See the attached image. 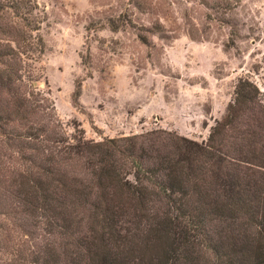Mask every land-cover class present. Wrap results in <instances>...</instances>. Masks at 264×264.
Wrapping results in <instances>:
<instances>
[{
	"label": "trees",
	"instance_id": "obj_1",
	"mask_svg": "<svg viewBox=\"0 0 264 264\" xmlns=\"http://www.w3.org/2000/svg\"><path fill=\"white\" fill-rule=\"evenodd\" d=\"M37 0H0V264H264V91L206 141L67 132L36 62Z\"/></svg>",
	"mask_w": 264,
	"mask_h": 264
},
{
	"label": "rangeland",
	"instance_id": "obj_2",
	"mask_svg": "<svg viewBox=\"0 0 264 264\" xmlns=\"http://www.w3.org/2000/svg\"><path fill=\"white\" fill-rule=\"evenodd\" d=\"M36 62L68 133L206 141L240 78L264 91V0H37Z\"/></svg>",
	"mask_w": 264,
	"mask_h": 264
}]
</instances>
